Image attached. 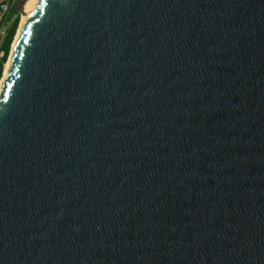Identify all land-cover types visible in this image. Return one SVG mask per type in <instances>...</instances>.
Returning a JSON list of instances; mask_svg holds the SVG:
<instances>
[{"label": "water", "instance_id": "1", "mask_svg": "<svg viewBox=\"0 0 264 264\" xmlns=\"http://www.w3.org/2000/svg\"><path fill=\"white\" fill-rule=\"evenodd\" d=\"M11 52L0 264H264V0H36Z\"/></svg>", "mask_w": 264, "mask_h": 264}, {"label": "built area", "instance_id": "2", "mask_svg": "<svg viewBox=\"0 0 264 264\" xmlns=\"http://www.w3.org/2000/svg\"><path fill=\"white\" fill-rule=\"evenodd\" d=\"M17 0H0V88L5 77L6 64L10 60V55L12 51V44L9 55L6 60V52L3 48L7 34L12 24L16 19H20L22 15L15 10ZM27 0L24 2V6Z\"/></svg>", "mask_w": 264, "mask_h": 264}, {"label": "trees", "instance_id": "3", "mask_svg": "<svg viewBox=\"0 0 264 264\" xmlns=\"http://www.w3.org/2000/svg\"><path fill=\"white\" fill-rule=\"evenodd\" d=\"M18 23H19V19H16L14 21V23L12 24L11 28L8 31V34H7V37H6L4 46H3V48H4L5 52H6V56L4 58V61L6 60L7 56L9 55V52H10V49H11V44L14 41V37H15V34H16Z\"/></svg>", "mask_w": 264, "mask_h": 264}, {"label": "bare ground", "instance_id": "4", "mask_svg": "<svg viewBox=\"0 0 264 264\" xmlns=\"http://www.w3.org/2000/svg\"><path fill=\"white\" fill-rule=\"evenodd\" d=\"M36 0H28V2L25 4L24 6V9H23V13H22V21H21V26L25 20V16L26 14L28 13V10L29 8L33 5V3L35 2ZM21 29V28H20ZM20 31V30H19ZM19 35V33H18ZM18 35L16 36V38L18 37ZM11 56V55H10ZM10 63H11V57H10V60L9 62L6 64V72H5V76L7 75V70L9 69L10 67Z\"/></svg>", "mask_w": 264, "mask_h": 264}, {"label": "rangeland", "instance_id": "5", "mask_svg": "<svg viewBox=\"0 0 264 264\" xmlns=\"http://www.w3.org/2000/svg\"><path fill=\"white\" fill-rule=\"evenodd\" d=\"M27 2H28V0H27ZM21 21H22V17L19 19V23H18V26H17V30H16V34H15L14 40L16 39V36L18 35L19 30L21 28ZM13 43H14V41H13ZM11 54H12V52H11Z\"/></svg>", "mask_w": 264, "mask_h": 264}]
</instances>
